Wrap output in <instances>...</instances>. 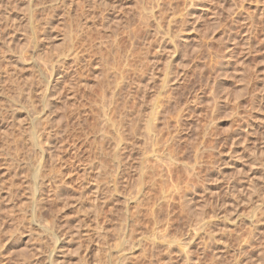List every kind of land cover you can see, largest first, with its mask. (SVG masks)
Instances as JSON below:
<instances>
[{
  "label": "rangeland",
  "instance_id": "obj_1",
  "mask_svg": "<svg viewBox=\"0 0 264 264\" xmlns=\"http://www.w3.org/2000/svg\"><path fill=\"white\" fill-rule=\"evenodd\" d=\"M263 140L264 0H0V264H264Z\"/></svg>",
  "mask_w": 264,
  "mask_h": 264
},
{
  "label": "bare ground",
  "instance_id": "obj_2",
  "mask_svg": "<svg viewBox=\"0 0 264 264\" xmlns=\"http://www.w3.org/2000/svg\"><path fill=\"white\" fill-rule=\"evenodd\" d=\"M145 14V13H144ZM183 39V38H182ZM174 45H175V43H174ZM166 46V45H165ZM176 46V45H175ZM159 47V46H158ZM162 47V46H161ZM171 47H174V46H172V44H171ZM176 48V47H175ZM175 48H173V49H175ZM82 56V55H81ZM76 58V57H75ZM170 61V60H169ZM226 65V64H225ZM223 70V69H222ZM152 76V75H151ZM150 79V78H149ZM133 115V114H132ZM134 117V116H133ZM137 118V117H136ZM125 119V118H124ZM129 119H131V118H129ZM140 120V119H139ZM138 120V121H139ZM117 121V120H116ZM135 121H137V120H133V118H132V120H129V122H128V124L126 125L127 126V128H125L126 126H124V125H119V127H118V124L121 122V121H117V122H115L114 121V123H113V128H112V134H113V137L112 136H110V138L112 137L113 138V143H114V146H113V148H112V150H113V152H111L112 153V156L110 157L111 158V163H112V165H109V166H112V168L111 167H109V172H108V170H107V172H105V168H104V162H103V160H102V157H101V155H103L104 153H102L101 154V152H102V148H100V150L99 151H97V153H96V155L97 156H95V157H97L96 159V163H95V167H96V169H97V173H96V177H97V179L99 178V180H98V182H96V185H95V193H96V195H95V197H96V200H100L101 198H102V196L103 195H105L106 193L105 192H107L108 190L106 189V188H104V186L102 187L101 186V184H100V181H102V179H103V176L105 175V177H104V179H106L105 181H102L101 183L102 184H107L108 186H107V188H111L113 191L112 192H114V191H117V180L119 179V176L121 177V171L119 170V172H118V168L120 167V165H123L122 163H121V161L119 160V159H121V158H119L118 157V150L120 149V151H121V149L123 148H126L127 149V144L129 143V142H127V140H126V137L124 136L125 134L127 135H132V136H135V134H137L138 133V135H137V137H139L140 139H141V136L144 134L145 135V133H143V132H141L142 134H139L140 132H138L137 130H138V124H139V122H138V124H137V122H135ZM146 121V120H145ZM123 122V121H122ZM116 123H118V124H116ZM124 123H126V122H123V124ZM146 123V124H145ZM122 124V123H121ZM143 124V123H142ZM151 124V123H150ZM145 125V126H144ZM144 125H142V127H145V128H142L144 131H151V137H152V141L153 142H155V139H157L156 138V136L158 135H156V132H153L154 130L153 129H151L150 127H149V123L146 121V122H144ZM151 126V125H150ZM122 127H124V128H122ZM140 127V126H139ZM141 129V128H140ZM151 129V130H150ZM124 132H125V134H124ZM146 134H147V132H146ZM107 135V133H104L103 131L102 132H100V138L101 139H104L105 138V136ZM109 135H111L110 133H109ZM149 135L150 134H148L147 135V138L149 139L150 137H149ZM108 136V135H107ZM106 136V137H107ZM131 136V137H132ZM144 137V136H143ZM108 138H109V136H108ZM134 138V137H133ZM132 138V139H133ZM129 139V138H128ZM139 139V140H140ZM143 139V138H142ZM145 139V138H144ZM111 140V139H110ZM126 140V141H125ZM150 140V141H151ZM131 141V140H130ZM142 141V140H141ZM144 141H146V140H144ZM143 141V142H144ZM264 141V140H263ZM139 143V142H138ZM144 143H146V142H144ZM156 143V142H155ZM100 144H102V143H100ZM132 144V143H131ZM136 144V143H135ZM140 144V143H139ZM154 144V143H153ZM264 144V143H263ZM137 145V144H136ZM143 145V144H142ZM144 146V145H143ZM150 146H151V144H150ZM111 147V146H110ZM136 147V146H135ZM132 148V147H131ZM144 148V147H143ZM146 148V147H145ZM145 148H144V150H145ZM264 148V147H263ZM97 149V148H96ZM123 149H122V151H123ZM111 150V151H112ZM143 150V149H142ZM154 150V149H153ZM151 151V149H150V151L152 152V153H150V155L151 156H149V154L147 153V152H142L143 154V156H142V158H141V160H140V163H139V165H138V167H137V169H135V166H134V169H135V174H136V180H135V183L137 182V184H138V195H144L145 193V191H146V193L148 192V191H150V188H146V187H148V185L149 186H155V184L157 183L156 182V180H157V178L161 181V179L159 178V176H157V174H156V176L157 177H155V176H150V175H148V172H149V169L151 170V171H153V169H154V167H153V165L151 164L150 165V162H149V165H148V163H147V166H146V161L147 160H150L149 158H153L154 159V156H156L155 155V153H154V151ZM135 151V150H134ZM260 151V147H254V158H255V156L258 154V152ZM104 152V151H103ZM149 152V151H148ZM256 153V154H255ZM168 154V155H167ZM166 155H167V158L168 159H173V157H172V154L170 153V152H168ZM107 155V154H106ZM110 155V154H109ZM253 155V154H252ZM159 156V155H158ZM162 156V155H161ZM149 157V158H148ZM158 158V157H157ZM174 158H176L177 159V157H174ZM171 159V160H172ZM229 159V158H228ZM157 159H155V161H156ZM253 160V159H252ZM92 161V160H91ZM125 161V160H124ZM154 161V160H153ZM160 161V156H159V159L157 160V162H159ZM110 162V161H109ZM148 162V161H147ZM156 162V163H157ZM152 163V162H151ZM154 163V162H153ZM174 163V162H173ZM254 163V162H253ZM107 164H108V162H107ZM129 164V163H128ZM94 165V164H93ZM137 165V164H136ZM154 165H155V163H154ZM158 166H159V164H158ZM157 165H156V168L158 167ZM106 167V166H105ZM115 167H116V169H115ZM107 168V167H106ZM121 168V167H120ZM119 168V169H120ZM190 168H191V166H190ZM193 168L194 167H192L191 169L193 170ZM163 169V168H162ZM96 171V170H95ZM103 171H104V173H103ZM150 171V172H151ZM156 171V170H155ZM196 171V170H195ZM160 173V172H159ZM152 174H154L153 172H152ZM159 175V174H158ZM194 175V174H193ZM197 175V174H196ZM160 176H161V174H160ZM171 176V175H170ZM124 177V176H123ZM122 178V177H121ZM120 178V179H121ZM146 178V179H145ZM194 178V177H193ZM133 179V178H132ZM162 179H163V177H162ZM165 179V178H164ZM124 180V179H123ZM134 180V179H133ZM169 180V179H168ZM264 180V179H263ZM262 180V181H263ZM166 181V180H165ZM127 182V181H126ZM159 182V181H158ZM254 182V181H253ZM264 182V181H263ZM162 183V181L160 182V184ZM120 184V183H119ZM147 184V185H146ZM167 184V183H166ZM165 184V185H166ZM179 184V183H178ZM125 185V184H124ZM158 185V184H157ZM156 185V186H157ZM146 186V187H145ZM167 186V185H166ZM181 186V185H180ZM180 186H179V188H180ZM233 186V185H232ZM122 187V186H121ZM164 187V186H163ZM177 187V186H176ZM244 187V186H243ZM144 188H146V190L144 189ZM174 188V187H173ZM254 188V186L252 185V183H250L249 185H248V189H249V193L250 194H252V191H253V193L255 192V188ZM264 188V187H263ZM104 189H106V191L104 190ZM148 189V190H147ZM167 189V188H166ZM178 189V188H177ZM181 189V188H180ZM185 189V188H184ZM187 189H189V188H187ZM235 189V188H234ZM245 189V188H244ZM247 189V188H246ZM144 190V191H143ZM151 190H153V189H151ZM182 190V189H181ZM207 190V189H206ZM126 191H128V190H126ZM177 191V190H176ZM179 191V190H178ZM177 191V192H178ZM109 192H111V191H109ZM173 193H174V191H172ZM187 192V191H186ZM127 193V192H126ZM130 193V192H129ZM128 193V194H129ZM161 193H163V191L161 192ZM243 193V192H242ZM103 194V195H102ZM168 194V193H167ZM171 194V193H170ZM244 194V193H243ZM246 194H248V192L246 193ZM112 195V194H111ZM127 195V194H126ZM140 195V196H141ZM259 195V194H258ZM106 196V195H105ZM108 196V195H107ZM110 196V195H109ZM130 196V195H129ZM137 196V195H136ZM145 196V195H144ZM153 196V195H152ZM254 196V195H253ZM149 197V196H148ZM244 197V196H243ZM248 197V196H247ZM103 198H105V197H103ZM109 198V197H108ZM165 198H166V196H165ZM235 198V197H234ZM253 198V197H252ZM258 198V197H257ZM137 199V198H136ZM140 199V198H139ZM146 199V198H145ZM149 199H150V197H149ZM155 199V198H154ZM186 199V198H185ZM245 199H247V198H245ZM95 200V199H94ZM104 200V199H103ZM108 200V199H107ZM151 200V199H150ZM240 200V199H239ZM253 200V199H252ZM136 201V200H135ZM149 201V200H148ZM211 201V200H210ZM243 201V200H242ZM245 201V200H244ZM105 202V201H104ZM103 202V203H104ZM190 202V201H189ZM216 202V201H215ZM232 202V201H231ZM236 202V201H235ZM258 202V201H257ZM99 203V202H98ZM103 203H102V205H103ZM125 203V202H124ZM135 203V202H134ZM244 203V202H243ZM242 203V204H243ZM254 203V202H253ZM158 204V203H157ZM245 204H246V202H245ZM99 205V204H98ZM216 205V204H215ZM230 205V204H229ZM161 206V204H158V207L157 206H155V207H157V208H159ZM185 207V206H184ZM249 207V206H248ZM260 208V207H259ZM263 208V207H262ZM102 209V208H101ZM138 209V208H137ZM155 209V208H154ZM219 209V208H218ZM255 209V208H254ZM96 210V209H95ZM126 210V211H125ZM124 211H125V218L127 217V213H128V210L127 209H125ZM259 210V209H258ZM261 210V209H260ZM96 211H98V210H96ZM132 211V210H131ZM153 211V210H152ZM183 211V210H182ZM127 212V213H126ZM134 212V211H133ZM144 213V212H143ZM254 213V212H253ZM256 213V212H255ZM96 214V213H95ZM98 214V213H97ZM100 214V213H99ZM131 214V213H130ZM148 214V213H147ZM146 214V215H147ZM200 214V213H199ZM205 214V213H204ZM102 215V214H101ZM129 215V214H128ZM153 215V214H152ZM106 216V215H105ZM131 216V215H130ZM130 216H128V217H130ZM133 216V215H132ZM215 216V215H214ZM223 217V216H222ZM98 218V217H97ZM124 218V223L125 224H121L120 226H123V225H125L126 227H128L129 226V228L130 227H132L131 225H129V224H131L129 221V223H127V221H126V219ZM131 218V217H130ZM129 218V220H131ZM133 218H134V216H133ZM263 218V217H262ZM105 219V218H104ZM212 219V218H211ZM210 219V220H211ZM128 220V219H127ZM228 220V219H227ZM258 220V219H257ZM135 221V220H134ZM137 221V220H136ZM209 220L208 219H204V218H199L198 219V222H197V226L198 227H204L205 226V224L208 222ZM254 221H256V220H254ZM120 222H121V220H120ZM119 222V223H120ZM123 222V221H122ZM102 223V222H101ZM133 223V222H132ZM258 223V222H257ZM256 223V224H257ZM99 224V223H98ZM100 225V224H99ZM98 225V226H99ZM105 225V224H104ZM207 225V224H206ZM134 226H135V224H134ZM224 226V225H223ZM252 226V225H251ZM126 227H124V229L123 228H121V230L123 229V235H124V237L123 238H125V236L128 234L129 235V232H131L130 231V229L129 228H126ZM195 227H196V223H195ZM198 227H196L197 229H198ZM132 228H134V227H132ZM99 229H100V227H99ZM156 229V228H155ZM226 229V228H225ZM114 230V229H113ZM120 230V231H121ZM199 230V229H198ZM260 230V229H259ZM249 231V230H248ZM118 233V232H117ZM135 233V232H134ZM236 234V233H235ZM121 235V234H120ZM241 235V234H240ZM154 236V235H153ZM247 236V235H246ZM120 237V236H119ZM127 237V236H126ZM129 238V237H128ZM156 237H154V239H155ZM161 238V237H160ZM159 238V239H160ZM165 238V237H164ZM252 239H253V237H251ZM250 238V239H251ZM198 239V238H197ZM248 239V238H247ZM133 241V240H132ZM155 241V240H154ZM162 241V243H161V245L163 244V241L164 240H161ZM167 241V240H166ZM182 241V240H181ZM189 241V240H188ZM195 241V240H194ZM204 241V240H203ZM203 241H202V243H203ZM240 241V240H239ZM245 241V240H244ZM251 241V240H250ZM247 242V241H246ZM154 243V242H153ZM167 243H168V245H167V247L168 246H170L171 244V241H167ZM129 244V243H128ZM156 244H158V243H156ZM160 244V243H159ZM158 244V245H159ZM177 245V248H176V250H177V253L179 254V253H182V254H184L183 255V257H185V258H187L188 256H187V254H186V247L184 246V244L183 243H180L179 241H178V243H176ZM241 244V243H240ZM239 244V245H240ZM126 245V244H125ZM133 245V244H132ZM224 245V244H223ZM222 245V246H223ZM129 246H131V245H129ZM156 246V245H155ZM187 246V245H186ZM249 246H251V245H249ZM128 247V246H127ZM172 247V246H171ZM224 247V246H223ZM152 248V247H151ZM117 249H119V248H117ZM123 249V248H122ZM127 249V248H126ZM131 249V248H130ZM167 250V252L168 253H170V248L168 247V249H166ZM186 250V251H185ZM120 251V250H119ZM140 251H141V249H140ZM155 251V250H154ZM172 251V250H171ZM149 252V251H148ZM166 252V253H167ZM187 252H189V251H187ZM150 254V253H149ZM162 254H164V252L162 253ZM173 254V253H172ZM144 255V254H143ZM156 255V254H155ZM181 255V254H180ZM231 255V254H230ZM241 255V254H240ZM117 256V255H116ZM124 253H122L121 255H120V257L124 260L125 258H124ZM165 256V255H164ZM219 256V255H218ZM130 257V256H129ZM157 257V256H156ZM172 257V256H171ZM180 257V256H179ZM253 258V257H252ZM263 258V257H262ZM188 259V258H187ZM238 259V258H237ZM148 260V259H147ZM185 260V259H184ZM251 260V259H250ZM262 260V259H261ZM122 261V260H121ZM155 261V260H154ZM119 262V261H118ZM201 262V261H200ZM117 263V262H116ZM133 263V262H132ZM151 263V262H150ZM149 263V264H150ZM188 263V262H187ZM236 263H238V262H236ZM123 264H126L125 262H123ZM156 264V263H155Z\"/></svg>",
  "mask_w": 264,
  "mask_h": 264
}]
</instances>
